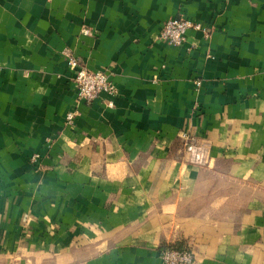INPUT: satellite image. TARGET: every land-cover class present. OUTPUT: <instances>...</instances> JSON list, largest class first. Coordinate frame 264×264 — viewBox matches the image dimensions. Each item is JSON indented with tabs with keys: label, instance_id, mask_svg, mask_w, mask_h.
<instances>
[{
	"label": "crops",
	"instance_id": "crops-1",
	"mask_svg": "<svg viewBox=\"0 0 264 264\" xmlns=\"http://www.w3.org/2000/svg\"><path fill=\"white\" fill-rule=\"evenodd\" d=\"M178 16L206 31L164 42ZM67 53L108 71L113 106L79 100ZM167 246L264 264V0H0V264Z\"/></svg>",
	"mask_w": 264,
	"mask_h": 264
},
{
	"label": "built area",
	"instance_id": "built-area-1",
	"mask_svg": "<svg viewBox=\"0 0 264 264\" xmlns=\"http://www.w3.org/2000/svg\"><path fill=\"white\" fill-rule=\"evenodd\" d=\"M189 29L206 31L201 22L193 21L183 16L167 19L162 27L161 39L174 46H179L187 40V32ZM91 32L89 27L84 28V33ZM67 63L69 67L75 71V83L78 90L79 100L91 103L97 99L102 93L108 94L111 98L108 105L113 106L115 97L118 94V87L110 79V75L106 70H90L80 65L78 57L73 53H67ZM76 116L75 111H70L67 115L69 123H73ZM183 138L186 142V149L190 153L191 158L196 162L205 160V151L201 145H198L190 135L184 133ZM39 155H35L33 159L36 161ZM161 257L166 264H195V256L193 251L183 248L168 247L161 250Z\"/></svg>",
	"mask_w": 264,
	"mask_h": 264
},
{
	"label": "rangeland",
	"instance_id": "rangeland-1",
	"mask_svg": "<svg viewBox=\"0 0 264 264\" xmlns=\"http://www.w3.org/2000/svg\"><path fill=\"white\" fill-rule=\"evenodd\" d=\"M191 159H192V158H191ZM192 162H193V163H196V164H199V165H202V164L205 163V160L202 161V162H196V161H194V160L192 159ZM168 247H173V246H167V247H165V248H168ZM173 248H177V247H173ZM178 249H183V248H178ZM187 249H188V248H187Z\"/></svg>",
	"mask_w": 264,
	"mask_h": 264
}]
</instances>
